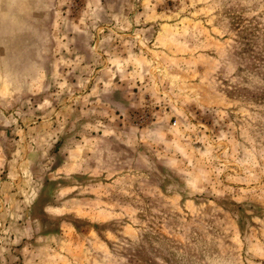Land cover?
<instances>
[{"label":"rangeland","instance_id":"374dc122","mask_svg":"<svg viewBox=\"0 0 264 264\" xmlns=\"http://www.w3.org/2000/svg\"><path fill=\"white\" fill-rule=\"evenodd\" d=\"M0 264H264V0H0Z\"/></svg>","mask_w":264,"mask_h":264}]
</instances>
